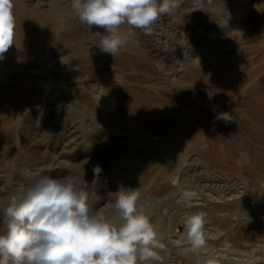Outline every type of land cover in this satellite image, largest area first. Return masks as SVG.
I'll use <instances>...</instances> for the list:
<instances>
[{"label":"rangeland","instance_id":"1","mask_svg":"<svg viewBox=\"0 0 264 264\" xmlns=\"http://www.w3.org/2000/svg\"><path fill=\"white\" fill-rule=\"evenodd\" d=\"M249 1L248 5H243V0H225L221 7L214 8L206 5L204 0H182L191 6H180L170 16H161L153 25L160 27L159 31L169 39L170 61L161 59V67L153 73L141 74L138 80H128L131 83L152 80L164 100L172 106H178L177 101L185 99L184 109L196 125L203 126L205 136L219 131L222 140L217 148L220 151L225 152L228 144L241 145L245 149L243 163L233 161L236 158L234 153H225L223 161L212 166L203 159L196 139L173 133L168 145L157 144L146 134L133 132L138 126L106 120L99 113L81 114L75 105L64 110L65 98L59 95L60 91L50 87L46 93L50 100L57 95L63 98L58 130L61 153L58 159L52 158L51 148L43 143L41 152L50 162L46 173L34 164L23 170L22 163L27 161L24 156L27 159L28 156L24 154L22 157L23 149L12 145L8 133L0 130V221L8 198L29 182L26 173L30 168L29 172L39 171L53 178L75 177L79 186L89 193L90 210L103 211L110 219L116 216L113 208L115 196L111 193L121 186L138 190V204L151 217L165 244V249L160 252L162 262L154 264H264V239L259 236L237 237L247 227L264 220V175L253 166L256 157L264 156V128L258 126L255 116L249 114L250 108L258 105L259 118H263L264 104L247 94L253 82L264 75V0ZM58 3L71 8V0H59ZM234 11L237 12L236 19L231 22L229 18ZM241 25L248 26L249 32L238 37ZM66 50L57 55L61 65L58 70L66 69L70 57L77 52L75 48ZM240 57H244V62L232 67L227 74L211 72L212 67L223 68L227 61H237ZM189 61L190 66L186 65ZM94 68L91 65L79 70L83 77L90 79L87 81L99 85L102 72ZM113 69L108 65V74ZM24 73L9 69L5 74L12 77L14 84H19V90L20 84L26 81ZM232 83L237 86L231 87ZM225 112L234 120L217 119ZM167 113L172 128L178 131L180 120L170 110ZM202 141L214 144L206 138ZM142 151L147 156L162 153L181 164L178 169L180 178L170 191L150 194L146 188L149 180L130 173L142 162L138 157ZM97 166L102 171L95 187L90 184L94 178L93 168ZM201 184L206 185L205 191L201 190ZM184 190L195 191L197 196L190 202L181 200L180 192ZM220 208L231 210L230 223L222 221L217 212ZM193 213L205 217L206 246L195 252L190 250L184 229V220Z\"/></svg>","mask_w":264,"mask_h":264},{"label":"bare ground","instance_id":"2","mask_svg":"<svg viewBox=\"0 0 264 264\" xmlns=\"http://www.w3.org/2000/svg\"><path fill=\"white\" fill-rule=\"evenodd\" d=\"M58 1L14 0L16 28L13 45L0 60V65L3 63L0 66V130L8 133L12 145L23 149L22 157L24 154L28 156V159L24 156L27 161L21 162V169L26 170L34 164L46 173L50 162L41 152L43 143L51 148L52 158H59L62 143L58 130L62 121L63 105L61 102L63 98L59 95H63L66 100L64 107L62 106L64 110L75 105L81 114L99 113L103 114L106 120L138 126V130L133 132L144 133L157 144L168 145L173 133L196 139L199 141L203 159L212 166L219 165L225 153H234L236 158L233 161L237 164L243 163L245 149L241 145L228 144L225 152L220 151L217 148L222 140L219 131L205 136L203 126L196 125L190 113L184 109L185 99L178 100V106L175 107L164 100L161 90L152 80H141L140 83L128 81L138 80L141 74L153 73L156 68L161 67V59L170 61V42L159 31L160 27L153 26L146 31L127 24L122 25L119 29L120 35L126 36L128 42L117 56L112 57L97 46L104 38L105 29L93 26L88 30L77 16L71 17L74 15L71 8L60 6ZM223 1L225 0H204V3L219 8ZM249 3V0H243V5ZM180 6L191 5L179 0ZM171 14L162 16L168 17ZM236 15V11L231 13L229 20L233 22ZM225 22L224 24L228 26L229 24ZM241 26L242 30L237 32L238 37L249 32L248 26ZM68 48H75L76 55L70 57L66 69L58 70L61 65L57 55L64 54ZM243 62L244 57L237 61L231 59L223 68L212 67L211 72L225 75L232 67ZM91 65L96 67L94 70L102 72L99 85L87 81L90 79L81 75L79 69L84 66L90 68ZM108 65L114 68L111 74H108ZM186 65L190 66L191 62H187ZM9 69H18L26 73H24L26 81L20 84L21 89L18 90L19 84H14L11 81L12 77L5 74ZM230 86L235 88L237 83ZM50 87L60 91L59 95L51 100L46 95ZM247 94L264 104V75L253 82ZM168 110L180 120L178 131L172 128ZM33 113L35 115L32 117ZM249 114L255 116L256 124L264 128V117L259 118L261 112L258 105H253ZM203 138L214 144L208 145L206 141H202ZM138 155L142 162L130 173L142 176L143 180H149V185L146 186L148 193L163 194L170 191L172 185L178 182L180 178L178 169L181 165L178 160L165 157L162 153L147 156V153L142 151ZM253 166L264 175V156L256 157ZM205 187V184L200 185L202 191L206 190ZM226 211L228 213H225ZM217 212L222 221L230 223L231 210L220 208ZM246 236H259L264 239V220L259 221L256 226L247 227L243 233H238L237 237Z\"/></svg>","mask_w":264,"mask_h":264},{"label":"clouds","instance_id":"3","mask_svg":"<svg viewBox=\"0 0 264 264\" xmlns=\"http://www.w3.org/2000/svg\"><path fill=\"white\" fill-rule=\"evenodd\" d=\"M14 0H0V59L13 45L16 20ZM179 7V0H71V9L91 30L105 29L97 46L115 57L127 45L119 29L129 25L150 30L162 15ZM217 119L233 121L225 112ZM102 169L94 167L90 185L97 187ZM7 201L0 221V264H154L162 262V236L138 204L136 189L119 187L114 193L115 218L91 211L89 193L75 177L53 178L27 172ZM86 182V181H85ZM89 184L88 182H86ZM195 191L180 198L191 201ZM190 206V204H189ZM205 217L193 213L184 220L185 239L192 251L206 246ZM211 264V262H209Z\"/></svg>","mask_w":264,"mask_h":264}]
</instances>
